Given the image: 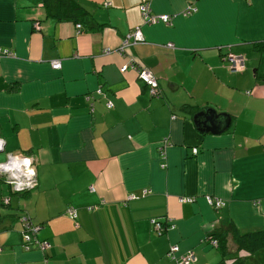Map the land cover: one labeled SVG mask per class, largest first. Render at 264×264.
<instances>
[{"label":"crops","instance_id":"1","mask_svg":"<svg viewBox=\"0 0 264 264\" xmlns=\"http://www.w3.org/2000/svg\"><path fill=\"white\" fill-rule=\"evenodd\" d=\"M76 1L83 21L43 0H0V47L13 53L0 56V162L32 156L37 181L14 192L0 178V264H176L173 244L194 252L190 264H264V247L240 248L233 234L264 230V0ZM145 1L171 23H145ZM135 26L144 41L119 52ZM227 53L244 58L242 72ZM129 55L157 78V96L120 71ZM204 109L229 127L206 130ZM23 214L38 224L28 243ZM153 219L175 226L157 234ZM214 232L225 256L208 244Z\"/></svg>","mask_w":264,"mask_h":264},{"label":"built area","instance_id":"2","mask_svg":"<svg viewBox=\"0 0 264 264\" xmlns=\"http://www.w3.org/2000/svg\"><path fill=\"white\" fill-rule=\"evenodd\" d=\"M140 10L142 14L143 21L145 23H156L162 22L164 24H170V17L166 14H152L149 8L148 3L142 2L140 5ZM196 11V7L188 6L184 11V16L190 15L191 13ZM35 28H38L37 23H35ZM77 28L81 27V24L78 23ZM144 41V36L140 26H135L131 29V31L123 38L120 46L118 47L119 52H124L126 48L135 45L137 43H141ZM168 47H172V43L166 44ZM104 53L109 54L113 51L110 47H105L103 50ZM13 53L7 48L0 47V56H11ZM123 54V53H121ZM227 62V66L229 69L234 71L242 72L245 69V62L244 58L240 55H235L232 53H227L226 57L224 58ZM50 65L53 69H59L61 66L60 60L55 59L50 61ZM126 70H133L137 78L143 82L147 87L149 94L151 96H157L159 91V84L157 78L154 74L146 67L141 66L138 64L131 55L125 57V62L120 66V71L125 72ZM107 107H111V101L107 102ZM174 117V116H173ZM4 140L0 138V150L3 149ZM169 141L167 139H163L160 141L159 144V152L161 156H164L165 148L168 146ZM197 149H193V153H196ZM32 156H28L22 153H8L6 155V160L0 162V177H2L5 182L10 186L12 191L14 192H21V191H29L33 189L37 185V181L35 178V168ZM92 189V187H91ZM151 193V190L148 188L143 189L140 194L131 193L127 196L126 199H137L140 196H145ZM209 204H211L215 209L221 208L224 205V202L219 198L213 197H206ZM8 197L3 198V201L6 203L8 202ZM181 202H188L191 203L194 201V198L184 196L180 198ZM67 212L73 217H76V210L74 208H68ZM21 224V233L23 237L24 243H28L35 238V234L37 232V226L32 221L31 217L28 214H23L20 219ZM151 223L154 226V229L157 234L163 233L168 228H173L175 225L172 220L168 219L167 222L163 223L161 221L153 219ZM163 225H166L165 228ZM38 244V241L36 240ZM208 244L212 247L218 246V241L216 238H211L208 240ZM29 247L26 245V249ZM1 250V247H0ZM167 257L171 258L176 262V264H190L196 261V256L193 251L187 252H180L179 247L176 244L170 246L169 250L167 251Z\"/></svg>","mask_w":264,"mask_h":264},{"label":"trees","instance_id":"3","mask_svg":"<svg viewBox=\"0 0 264 264\" xmlns=\"http://www.w3.org/2000/svg\"><path fill=\"white\" fill-rule=\"evenodd\" d=\"M44 5L48 9L49 14L60 17L74 16L76 19L83 21L86 14L85 9L77 3L76 0H43ZM77 13V14H76ZM263 49L264 43H258ZM233 234L235 236L238 247L253 251L257 247H264V230H256L249 233L241 234L238 230L234 229ZM216 238L218 241V249L222 256H225L227 250L225 248V235L221 232H214L209 235L207 239Z\"/></svg>","mask_w":264,"mask_h":264},{"label":"water","instance_id":"4","mask_svg":"<svg viewBox=\"0 0 264 264\" xmlns=\"http://www.w3.org/2000/svg\"><path fill=\"white\" fill-rule=\"evenodd\" d=\"M198 116H203L204 124L207 128L206 130L211 132H222L229 127L230 118L226 114H214L212 109H204L201 112H198ZM196 118V116H194ZM1 151V150H0Z\"/></svg>","mask_w":264,"mask_h":264},{"label":"rangeland","instance_id":"5","mask_svg":"<svg viewBox=\"0 0 264 264\" xmlns=\"http://www.w3.org/2000/svg\"><path fill=\"white\" fill-rule=\"evenodd\" d=\"M35 223V222H34ZM36 225H38L37 223H35Z\"/></svg>","mask_w":264,"mask_h":264},{"label":"clouds","instance_id":"6","mask_svg":"<svg viewBox=\"0 0 264 264\" xmlns=\"http://www.w3.org/2000/svg\"><path fill=\"white\" fill-rule=\"evenodd\" d=\"M1 178V177H0Z\"/></svg>","mask_w":264,"mask_h":264}]
</instances>
